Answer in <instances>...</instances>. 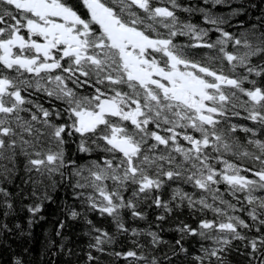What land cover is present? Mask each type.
<instances>
[{"label": "snow or ice", "instance_id": "1", "mask_svg": "<svg viewBox=\"0 0 264 264\" xmlns=\"http://www.w3.org/2000/svg\"><path fill=\"white\" fill-rule=\"evenodd\" d=\"M0 264H264V0H0Z\"/></svg>", "mask_w": 264, "mask_h": 264}]
</instances>
